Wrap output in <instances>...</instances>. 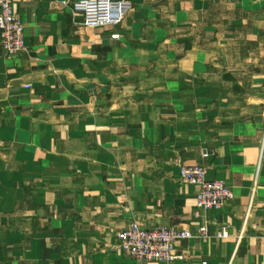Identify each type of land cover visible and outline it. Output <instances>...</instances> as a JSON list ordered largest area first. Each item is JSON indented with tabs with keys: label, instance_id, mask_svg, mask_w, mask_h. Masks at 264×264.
Segmentation results:
<instances>
[{
	"label": "crops",
	"instance_id": "0c3cea01",
	"mask_svg": "<svg viewBox=\"0 0 264 264\" xmlns=\"http://www.w3.org/2000/svg\"><path fill=\"white\" fill-rule=\"evenodd\" d=\"M75 1L15 0L0 48V264H155L117 249L133 222L192 235L172 264H264V0H128L115 29ZM194 165L232 200L197 211Z\"/></svg>",
	"mask_w": 264,
	"mask_h": 264
},
{
	"label": "built area",
	"instance_id": "2783aa9c",
	"mask_svg": "<svg viewBox=\"0 0 264 264\" xmlns=\"http://www.w3.org/2000/svg\"><path fill=\"white\" fill-rule=\"evenodd\" d=\"M15 0H0V48L9 57L18 56L25 51L24 28L15 9ZM70 5L71 12L81 17V24L89 28L115 29L132 10L128 0H77ZM180 182L196 189L195 209L207 212L222 208L232 200L233 194L223 181H208L205 168L199 165L181 166ZM195 237L207 238V228L199 227ZM217 238L225 239L228 233L221 229ZM192 238L187 231L165 227L144 229L137 222L117 233L116 247L123 254L137 262L172 264L179 257L174 255L176 245Z\"/></svg>",
	"mask_w": 264,
	"mask_h": 264
}]
</instances>
